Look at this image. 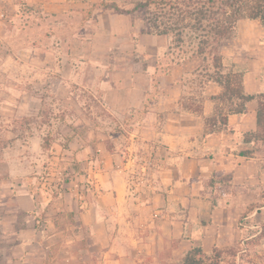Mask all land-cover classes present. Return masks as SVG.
<instances>
[{"label": "rangeland", "instance_id": "rangeland-1", "mask_svg": "<svg viewBox=\"0 0 264 264\" xmlns=\"http://www.w3.org/2000/svg\"><path fill=\"white\" fill-rule=\"evenodd\" d=\"M32 2L0 0V231L12 232L10 237L15 240L19 228L27 224L24 217L34 215L37 225L44 228L48 224L49 234H54L46 245L52 253L47 252L46 262L68 264L66 259L72 257L73 264H98V252L85 263L81 248L85 247V228L106 222L107 216L93 213L98 200L95 185L100 170L110 162L102 153L113 147L111 153L118 155L116 159L128 181L130 194L122 203L121 219L141 231L145 229L144 239L150 243L148 230L153 228L148 227L149 216L138 212L132 203L144 201L146 187L156 180L161 165L159 156L146 147L148 140L153 142L152 136L169 120L192 119L186 128L197 122L201 137L193 141L195 146H204L202 136L210 131L205 118L222 106L208 101L218 88L209 86L201 92L189 70L188 75L183 74L181 90L174 95L159 90L153 75L146 92L149 98L154 95L156 81L157 101L164 94L177 98V103L164 113L157 106L142 115L140 132L133 117L132 128L126 127L116 135V121L120 124L132 113L127 110L123 118L112 117L102 100V84L120 88L122 81L135 82L136 75L145 73L156 59L168 54V39L147 33V13L125 15L128 19L123 21L113 16L123 14L103 7L104 3L115 2L121 9H131L134 0H74L75 4L64 11L44 10L29 5ZM25 6L33 10L23 12ZM100 10L108 14L98 21L96 13ZM260 34L255 23L243 20L234 36L224 43V66L242 72L243 84L248 72L256 74L253 80L264 83V38ZM250 86L248 82V91ZM160 107L164 108L162 101ZM160 116L166 121L162 123ZM70 126L80 128L84 139L76 137L64 150L62 135L70 132ZM48 132L56 139L44 152L40 144ZM22 191L27 196L17 193ZM18 204L23 209L17 219L12 212ZM90 209L92 214L87 215ZM256 222L251 219L249 224L264 226V221ZM261 235L264 237V228ZM234 250L235 258L225 255L220 264H264V238L240 243ZM147 258L149 264L156 262L153 256Z\"/></svg>", "mask_w": 264, "mask_h": 264}, {"label": "crops", "instance_id": "crops-1", "mask_svg": "<svg viewBox=\"0 0 264 264\" xmlns=\"http://www.w3.org/2000/svg\"><path fill=\"white\" fill-rule=\"evenodd\" d=\"M74 4V0H33L29 5L64 11ZM96 14L99 21L108 13L100 10ZM113 16L122 17L123 21L128 19L125 15ZM249 22L255 23L260 37L264 38V26ZM241 50L244 51L243 47ZM154 68L155 61L145 73L136 75L135 82L133 79L122 81L120 88L102 84V100L112 117L123 118L127 110L143 109ZM255 75L251 72L244 75L243 87L248 95L264 93V83L253 80ZM182 78V68L176 66L168 75L157 77L158 89L177 95ZM248 82L251 84L249 91ZM163 95L149 105L147 114L157 106L158 111L164 113L177 103V98ZM255 110L256 101H252L242 115L229 116L228 127L205 138L204 146H195L193 141L201 137L197 122L194 121L189 130L186 128L193 123L192 119L169 120L152 136L153 142L148 140L146 147L159 156L161 165L156 180L146 187L144 201L132 203L138 212L149 216L151 224L148 227L153 228L148 230L150 243L146 237L144 239L145 229L141 231L121 219L122 203L130 194L128 181L123 176L122 164L116 159L118 155L104 151L102 156L110 162L100 170L95 185L98 200L93 213L109 219L106 217L105 223L100 221L85 228L86 242L81 248L85 263L89 262L91 254L98 252V264H149L147 257L150 256L156 261L153 264H166L181 261L194 247L208 253L214 248H234L257 237L262 240L264 237L260 234L264 226H254L249 221H264V156L252 152L253 146L243 142L245 133L256 130ZM244 153L248 154L245 156ZM153 157L150 154V158ZM17 193L27 196L26 191ZM132 199L133 196L130 201ZM22 209V204H18L12 214L18 219ZM86 212L92 214V209ZM23 221L27 224L19 228L15 240L10 237L12 232L0 231V264H49L47 252L52 253L46 245L54 237L49 234L50 226L37 225L34 215L24 217ZM258 228L260 230L252 234L251 229ZM17 252L20 255H14ZM70 259L72 257L66 259L67 263L73 264Z\"/></svg>", "mask_w": 264, "mask_h": 264}, {"label": "trees", "instance_id": "trees-1", "mask_svg": "<svg viewBox=\"0 0 264 264\" xmlns=\"http://www.w3.org/2000/svg\"><path fill=\"white\" fill-rule=\"evenodd\" d=\"M103 7L123 15L147 13V33L168 39V54L155 60V78L166 76L172 68L180 66L184 75H188L191 70V80L198 83L201 92L204 93L212 85L218 88V93L209 96L208 100L224 107L221 106L205 118L210 131L204 133L203 139L207 134L226 129L229 116L242 115L246 105L256 101V130L245 133L243 142L253 146L252 152L264 154V93L246 94L243 73L227 69L222 56L224 43L234 36L239 22L249 20L264 26V0H134L131 9H121L115 2L104 3ZM32 10V7L25 6L23 12ZM149 95L146 93L143 109H131L130 118L126 116L120 124L116 121V135L122 134L126 127L132 128L133 117L137 123L136 131H141V116L147 114L149 105L157 101L156 81L154 95L151 98ZM160 118L162 123L166 121V118ZM23 121L29 120L24 118ZM76 137L84 139L83 131L70 126V132L62 135V149H67ZM55 139L53 133L48 132L42 138L41 150L49 151ZM2 145L3 141L0 140V153ZM106 150L111 153L113 147ZM211 252L207 254L201 248L194 247L186 253L180 264H220L225 255L236 256L234 248H214Z\"/></svg>", "mask_w": 264, "mask_h": 264}]
</instances>
